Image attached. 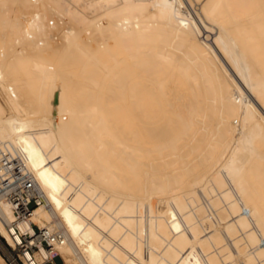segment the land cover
Instances as JSON below:
<instances>
[{
    "label": "bare ground",
    "instance_id": "obj_1",
    "mask_svg": "<svg viewBox=\"0 0 264 264\" xmlns=\"http://www.w3.org/2000/svg\"><path fill=\"white\" fill-rule=\"evenodd\" d=\"M6 147L63 264H264V0H0Z\"/></svg>",
    "mask_w": 264,
    "mask_h": 264
},
{
    "label": "built area",
    "instance_id": "obj_2",
    "mask_svg": "<svg viewBox=\"0 0 264 264\" xmlns=\"http://www.w3.org/2000/svg\"><path fill=\"white\" fill-rule=\"evenodd\" d=\"M12 149L6 147L0 149V199L6 201L14 215L12 229L14 235H17L19 241L16 242L15 248H11L16 253V258L11 256L8 264L20 263L25 264L22 257L33 254L34 251L46 252L42 264H52L58 257L56 250L57 245L63 244V237L59 232H49L45 229H39L32 225L30 229L21 231L17 223H25L30 220L33 210L40 206L42 194L32 177L21 172L19 164L21 160L13 154Z\"/></svg>",
    "mask_w": 264,
    "mask_h": 264
},
{
    "label": "rangeland",
    "instance_id": "obj_3",
    "mask_svg": "<svg viewBox=\"0 0 264 264\" xmlns=\"http://www.w3.org/2000/svg\"><path fill=\"white\" fill-rule=\"evenodd\" d=\"M185 5H187L188 10L192 11V8L189 7V5L185 2ZM30 208L34 211L35 207L33 205L30 206ZM8 252H7V251ZM0 255L4 258V260L8 263V259H11V256L16 258V253L12 252V249L5 243V241L0 237ZM17 264H22L17 259ZM16 264V263H13ZM52 264H63L61 259L59 257H56Z\"/></svg>",
    "mask_w": 264,
    "mask_h": 264
}]
</instances>
